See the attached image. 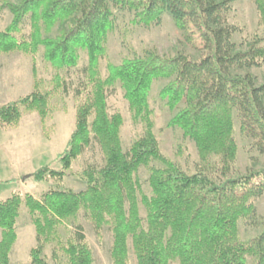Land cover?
Returning <instances> with one entry per match:
<instances>
[{"label":"trees","instance_id":"1","mask_svg":"<svg viewBox=\"0 0 264 264\" xmlns=\"http://www.w3.org/2000/svg\"><path fill=\"white\" fill-rule=\"evenodd\" d=\"M231 1L114 0L117 5L140 10V17L147 22L169 12L180 29L193 25L209 53L199 61L184 54L127 59L120 65L111 64L106 78L100 73L99 60L106 56V38L112 26L110 0H23L9 4L14 21L6 30H0V54H34L43 43L47 45V59L55 67L65 68L77 63L79 48H86L89 53L91 92L80 104L76 128L58 156L62 170L44 166L33 175L39 181L48 174L64 176V170L80 156L92 135L101 143L105 165L85 172L88 188L84 192L50 190L42 200L15 192L1 200L0 264L10 263L24 203L33 215L38 235V245L31 253L33 264H47L42 256L49 243H55L67 255L69 264L93 263V250L86 241L65 242L59 230L64 221L77 218L83 209L98 228L113 226L114 264H130L129 237L133 239L138 264H170L175 260L180 264H264V231L248 241H243L239 233V221L248 210V202L264 192V167L246 175L228 176L238 149L233 131L234 109L242 130L264 155V84L258 85L250 74L234 72L264 66V43L245 50L237 48L232 40L236 28L227 19ZM255 1L264 26V0ZM28 13L33 17L32 40L16 35ZM78 13L81 16L76 25L60 38L40 39L41 20L49 28ZM171 77L175 79L162 94L168 97L172 108L186 99V107L172 124L179 125L198 147L202 169L194 174H187L161 153L153 132L148 104L150 87L155 79ZM60 80L58 76L55 81ZM116 81L125 89L133 119L146 125L144 137L133 142L130 157L124 152L120 137L123 118L120 113L110 117L106 109V88ZM52 94L36 87L31 94L3 105L0 121L18 123L23 109L38 111L45 118ZM213 156L220 159L218 170L223 179L219 182L205 172L212 168ZM152 161L163 167L152 170L153 196L143 197L147 213L144 228L135 175L142 165ZM248 257L254 258L252 263Z\"/></svg>","mask_w":264,"mask_h":264},{"label":"rangeland","instance_id":"2","mask_svg":"<svg viewBox=\"0 0 264 264\" xmlns=\"http://www.w3.org/2000/svg\"><path fill=\"white\" fill-rule=\"evenodd\" d=\"M23 0H0V30H6L14 21L9 6ZM112 26L106 38V56L99 60V70L103 78L109 76L111 64L120 65L127 59L147 58L158 54L172 58L184 54L192 61H199L209 53L200 33L193 25L186 30L180 29L169 12L155 20L145 21L140 10L117 5L110 0ZM81 13L64 21H57L49 28L41 20L40 39H58L76 25ZM228 23L236 28L233 42L238 49H248L252 45L264 43V26L261 24L260 11L255 0H232L227 14ZM43 21V22H42ZM33 17L25 15L17 36L32 40ZM47 45L39 44L37 52L12 51L0 54V108L31 94L36 87L41 91H52L49 111L43 118L38 111L23 109L18 123L8 124L0 121V201L6 200L15 192L23 197L27 194L42 200L50 190L84 192L88 188L87 171L99 170L105 165V157L97 136L92 135L87 146L82 148L80 156L65 169V175H46L39 181L35 173L47 166L61 171L58 156L66 149L69 138L76 128V116L80 104L91 92L88 80L89 53L79 48L77 63L70 67L57 68L47 59ZM256 78L258 85L264 84V66L246 67L234 71ZM61 80L55 81L57 77ZM175 77L155 79L148 94V104L152 111L153 132L161 153L177 164L187 174L202 169V162L195 141L185 134L179 125H173L176 115L186 107L184 98L174 108L168 97L162 94ZM107 112L110 117L120 113L123 123L120 137L124 152L130 157L135 140L143 138L146 125L133 119L130 102L120 81H116L105 91ZM92 118L90 122H92ZM233 131L237 143V156L232 164L229 177H238L257 172L264 167V155L254 144V140L245 134L237 110L233 111ZM211 167L205 172L216 182L222 180L218 168V156L211 158ZM163 165L152 161L142 165L135 177L139 183L138 199L143 227L147 228V213L143 197L153 196L150 177L152 170ZM27 176V177H26ZM26 177V178H25ZM60 233L65 242L84 240L93 250L92 264H114L112 249L114 231L111 224L98 228L87 210H82L77 218L64 221ZM17 239L10 254L9 264H33L32 252L38 245V235L33 215L24 203L16 225ZM264 231V192L248 202V210L239 221V233L243 241L260 236ZM2 229L0 227V241ZM130 264H138L133 239H128ZM43 259L47 264H69L67 255L57 248L55 243L45 246ZM249 263L254 258L248 257ZM170 264H180L179 260Z\"/></svg>","mask_w":264,"mask_h":264},{"label":"water","instance_id":"3","mask_svg":"<svg viewBox=\"0 0 264 264\" xmlns=\"http://www.w3.org/2000/svg\"><path fill=\"white\" fill-rule=\"evenodd\" d=\"M26 177H27V176H26ZM26 177H25V178H26Z\"/></svg>","mask_w":264,"mask_h":264}]
</instances>
